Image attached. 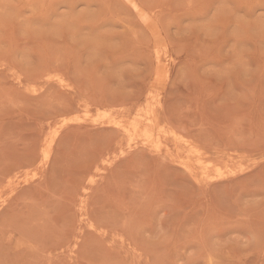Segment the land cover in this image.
<instances>
[{
    "label": "rangeland",
    "instance_id": "1",
    "mask_svg": "<svg viewBox=\"0 0 264 264\" xmlns=\"http://www.w3.org/2000/svg\"><path fill=\"white\" fill-rule=\"evenodd\" d=\"M0 264H264V0H0Z\"/></svg>",
    "mask_w": 264,
    "mask_h": 264
},
{
    "label": "bare ground",
    "instance_id": "2",
    "mask_svg": "<svg viewBox=\"0 0 264 264\" xmlns=\"http://www.w3.org/2000/svg\"><path fill=\"white\" fill-rule=\"evenodd\" d=\"M45 1H46V0H45ZM154 78H155V77H154ZM126 129H127V128H126ZM127 131H128V130H127ZM174 135H175V134H174ZM175 136H176V135H175ZM150 138H151V137H150ZM46 154H47V153H45V155H46ZM47 155H48V154H47ZM47 155H46V156H47ZM208 164H209V163H208ZM209 165H210V164H209ZM218 170H219V169H217V171H218ZM243 170H244V169H243ZM218 172H219V171H218ZM218 172H217V173H218ZM204 177H208V173H207V172L204 173Z\"/></svg>",
    "mask_w": 264,
    "mask_h": 264
}]
</instances>
